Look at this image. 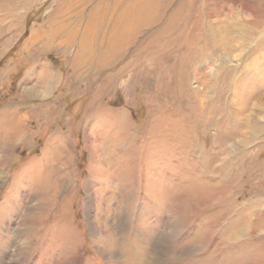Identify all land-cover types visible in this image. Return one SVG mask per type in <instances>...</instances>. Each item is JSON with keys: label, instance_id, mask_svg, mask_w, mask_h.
I'll return each mask as SVG.
<instances>
[{"label": "rangeland", "instance_id": "1", "mask_svg": "<svg viewBox=\"0 0 264 264\" xmlns=\"http://www.w3.org/2000/svg\"><path fill=\"white\" fill-rule=\"evenodd\" d=\"M129 3L0 0V264H128L176 220L147 264H264V0L142 4L109 51Z\"/></svg>", "mask_w": 264, "mask_h": 264}, {"label": "bare ground", "instance_id": "2", "mask_svg": "<svg viewBox=\"0 0 264 264\" xmlns=\"http://www.w3.org/2000/svg\"><path fill=\"white\" fill-rule=\"evenodd\" d=\"M157 1H159V0H157ZM130 2L131 3H129L130 5L128 6V8H126L124 11V14L121 12L120 13V18H119V20H118V25H117V30H115V31H117L118 32V35H115L116 34V32L114 33L113 32V34H112V36H111V38L109 39L110 41L108 42V44H107V46H108V50L110 51L116 44H117V40H119V39H125V38H127L128 39V37H129V35L131 34V33H134L135 31H137L138 32V30L140 29H142L143 28V26H144V24L146 23L147 24V22H149V21H151V18H146V17H144V18H142V20L141 21H139L138 23H140V25L138 24V23H130L132 20H135V19H139V17L142 15V4L144 5V3H142L141 2V0L139 1V0H137V1H133L132 2V0H130ZM137 2V3H136ZM149 3H151L152 5H147L148 7H149V9L156 3V0H149ZM145 6V5H144ZM147 6H145V11H146V8H147ZM130 8H132L133 9V11H132V13H129V16L127 15V13L129 12L128 10L130 9ZM153 12V11H152ZM149 13L150 14H152L151 13V11H149ZM150 14L149 15H147V16H150ZM146 15V14H145ZM141 18V17H140ZM169 31V30H168ZM93 34H94V32H92ZM110 54H112V53H104V54H100L99 56H98V66L97 67H100V68H105V69H107V68H109V66L110 65H112V64H110L109 65V61H107V60H109L110 59ZM84 56V52L83 51H80V53H79V55H77V61H76V63H79L81 60H80V58L79 57H83ZM112 56V55H111ZM76 60V59H75ZM115 63V62H114ZM104 69V70H105ZM111 78V77H110ZM52 79V78H51ZM112 79H113V75H112ZM118 114V113H117ZM117 114H114V115H117ZM124 115H122L121 117H123ZM125 117V116H124ZM26 118V117H25ZM125 119V118H124ZM20 122L22 123L23 122V118L22 119H20ZM128 121L126 120V123H127ZM124 124V123H123ZM127 127H129V125H127ZM21 135V134H20ZM20 138L21 137H19V135H17V137H16V141H18V139L20 140ZM15 141V142H16ZM123 142V144H124V141H122ZM15 144V143H14ZM89 145V144H88ZM125 145V144H124ZM90 146V145H89ZM122 149H123V147H122ZM1 153H2V155H1V157H0V164L1 165H3L4 164V162L6 163V161H8L9 160V150L8 149H4L3 151H1ZM89 157H90V163H91V175H90V177H89V179H88V181H87V184L88 185H90V183H91V181H93V180H96V178H97V175H98V171L94 168V163H95V161L96 160H98L97 159V151H95L94 149H91V151H90V155H89ZM155 177V176H154ZM99 178V177H98ZM102 180V179H101ZM150 188H153V187H150V186H148V185H146L145 186V189L146 190H148V189H150ZM154 190H157V189H159L158 187L157 188H153ZM162 189H164V186L163 187H161L160 188V190L159 191H162ZM47 193H48V191H47ZM90 196H91V193H90V191H89V193H88V195H87V200H88V209H87V214H88V216H89V220H90V227H91V230H92V236L91 237H93V239H92V243H94L95 241H96V244H100L99 246H98V250L100 251V255H102L106 260H107V262H109V263H113L112 262V260H113V258L117 255L115 252H116V249H114L113 248V250H112V247L113 246H116V243L114 242V240H111L110 238H109V236L106 234V232H101V228L99 229V228H97V227H95V225L97 224V223H95V222H93V220H92V218H91V213H90V204H91V200H92V198H90ZM161 197V195L160 194H157V196L156 195H154V194H152V195H150L149 196V198H150V200H152L153 201V199H157V198H160ZM36 197H33V199H35ZM38 198V197H37ZM49 199H55L54 197H52V196H50L49 194H48V198H46L45 200H46V202H47V200H49ZM164 202L166 203V200L164 199ZM9 203V202H8ZM10 205H11V203H10ZM169 206V205H168ZM169 208V207H168ZM190 212V211H189ZM190 213H187V211H186V213L185 214H183V220H182V225H181V227H180V231H182L183 229H184V227H185V225H187L190 221ZM35 219V218H34ZM33 219V220H34ZM132 220V219H131ZM127 222L125 221L124 222V224H123V226H121L120 228H119V231H120V233H125L126 231H125V227H127ZM189 225V224H188ZM178 228H179V224H177V220H176V223L173 225L172 224V221H170V222H168V230H169V234H168V236L169 237H164L163 239H161V237L159 236V237H157L158 235H160L159 234V232L158 231H154L153 233H149L148 234V237H147V234L146 233H139L138 231H135V233H136V235L134 236V239H135V241H134V243L137 245L136 247H135V254H134V259L133 260H129V261H126V263L128 262V264H147V262L146 261H143L144 259H147V258H150L151 256H152V259H153V257H154V260H156V257L158 256V255H160V253L162 254V252L164 251V248L165 247H163V251L161 252L160 250H162V249H160V250H155V249H148V248H144V245H147V244H152L153 246L154 245H156V244H160V243H163L164 241H166L167 239H172L173 240V238H174V236H175V232L178 230ZM250 231H248V230H244V231H238V232H236V234H235V236H234V240L235 239H240L241 238V235H246L247 233H249ZM252 232V231H251ZM127 240V239H126ZM247 242V241H246ZM112 243V244H111ZM124 243H125V241H124ZM226 243V242H225ZM245 243V242H244ZM97 246V245H96ZM225 246V245H224ZM182 247V246H181ZM189 247V246H188ZM226 247V246H225ZM155 248H157L156 246H155ZM96 249V248H95ZM148 250V251H147ZM168 250V249H167ZM98 252V251H97ZM147 253H149V255L147 256ZM190 254H191V249H189V251L187 252V253H181V258H183V257H185V258H187V257H189L190 256ZM118 258H120L119 256H118ZM141 261H143V263H141ZM222 262V261H221ZM220 262V264H222ZM149 264H150V262H149ZM154 264H155V262H154Z\"/></svg>", "mask_w": 264, "mask_h": 264}]
</instances>
